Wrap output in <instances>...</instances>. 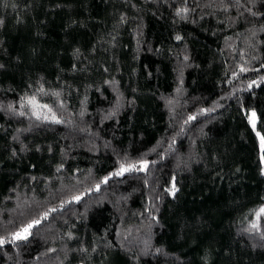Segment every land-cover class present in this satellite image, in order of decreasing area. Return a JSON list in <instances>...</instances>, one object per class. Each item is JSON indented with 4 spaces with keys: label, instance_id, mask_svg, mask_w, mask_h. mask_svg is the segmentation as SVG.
<instances>
[{
    "label": "trees",
    "instance_id": "16d2710c",
    "mask_svg": "<svg viewBox=\"0 0 264 264\" xmlns=\"http://www.w3.org/2000/svg\"><path fill=\"white\" fill-rule=\"evenodd\" d=\"M262 210L264 0H0V264H264Z\"/></svg>",
    "mask_w": 264,
    "mask_h": 264
},
{
    "label": "rangeland",
    "instance_id": "374dc122",
    "mask_svg": "<svg viewBox=\"0 0 264 264\" xmlns=\"http://www.w3.org/2000/svg\"><path fill=\"white\" fill-rule=\"evenodd\" d=\"M33 106H34L36 112H37L39 115L43 116L44 118H51V115H50L49 112L47 111V108H46V107L40 106V105L35 104V103L33 104ZM252 114H253V113H251V115L249 116V118H250V124H251V125L254 124L253 121L255 120V117H253Z\"/></svg>",
    "mask_w": 264,
    "mask_h": 264
},
{
    "label": "snow or ice",
    "instance_id": "6c2138e0",
    "mask_svg": "<svg viewBox=\"0 0 264 264\" xmlns=\"http://www.w3.org/2000/svg\"><path fill=\"white\" fill-rule=\"evenodd\" d=\"M177 39H179V37H177ZM252 115H253V117H254V116H255V113H253ZM253 123H254V121H253ZM130 167H132V166H130ZM127 170H130V168L125 169V168H123V166H122V171H127ZM173 191H175V189H173ZM262 211H264V210H262ZM29 227H31V225H29ZM254 227H255V225H254ZM25 231H27V230H25ZM16 238H17V239H22V238H25V237H22V236H20L19 234H17V235H16Z\"/></svg>",
    "mask_w": 264,
    "mask_h": 264
}]
</instances>
